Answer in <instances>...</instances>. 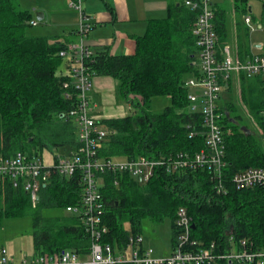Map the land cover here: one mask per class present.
Masks as SVG:
<instances>
[{
    "label": "trees",
    "instance_id": "16d2710c",
    "mask_svg": "<svg viewBox=\"0 0 264 264\" xmlns=\"http://www.w3.org/2000/svg\"><path fill=\"white\" fill-rule=\"evenodd\" d=\"M241 3L237 2V7H244L249 15ZM198 15L199 9L187 6L186 0H168L166 17L149 22L146 33L136 38L134 53L117 55L107 46L92 49L93 56L86 63L93 78L110 76L117 80L121 97L133 108L125 117L103 120L109 134L100 150L101 156L125 160L139 155L195 154L205 148L203 116L191 110L187 86L189 78L199 75L196 62L200 48L193 34ZM32 21L30 11L23 10L19 0H0V156L23 151L34 157L36 132L51 123H61L53 134L56 140L71 146L76 142L74 124L63 119L75 101L65 97L64 83L72 79L71 65L69 58L60 55L69 41L32 33ZM214 25L217 50L221 53L226 46L227 31L223 16H217L216 11ZM260 80L249 78L250 85L242 88L241 96L264 137V90L260 88ZM157 98L169 101L158 114L151 111ZM225 109L221 106V111ZM237 119L225 116L221 121L227 162L224 178L228 181L241 170L264 167L259 141L246 127L239 128ZM192 133L196 135L191 136ZM212 175L207 169L186 168L176 173L161 172L144 184L128 174L106 173L101 192L109 233L104 241L112 245L125 243L131 231L142 233L146 221L163 223L169 218L174 243L176 212L185 207L196 226L193 237L204 246L215 242L220 250H225L229 237L234 236L236 242L248 238L258 249H264V190L230 188L228 194H218ZM79 199L76 177L53 178L41 190L35 209L28 192L6 182L0 187V225L7 218L30 216L34 256L64 250L86 256L90 253L91 236L81 219L66 210ZM50 209L64 210L67 214L43 215L44 210Z\"/></svg>",
    "mask_w": 264,
    "mask_h": 264
},
{
    "label": "built area",
    "instance_id": "2783aa9c",
    "mask_svg": "<svg viewBox=\"0 0 264 264\" xmlns=\"http://www.w3.org/2000/svg\"><path fill=\"white\" fill-rule=\"evenodd\" d=\"M186 5L194 10L199 9L193 26V34L200 48L196 62L199 75L189 78L187 86L190 89L188 100L191 110L203 116L205 148L195 154L139 155L125 160L101 156L100 150L109 131L95 113L97 106L91 95L93 76L86 63L93 56V50L85 39L93 30L95 20L84 10L83 0H72L70 6L79 13V24L75 31L78 41L67 42L60 55L70 59L72 79L64 83V89L65 97L75 101L63 119L75 126V145L65 154L53 155L50 164L42 156L32 157L23 151L12 156H0V187L9 182L15 189L25 190L30 194L33 206L37 207L41 190L51 184L53 178H78L79 202L66 210L81 219L85 231L91 236L90 253L81 256L74 251L64 250L52 255L17 259L8 249L2 248L0 264H221L224 261L264 264V249H258L256 243L248 238L236 242L234 236H230L225 250H220L215 242L204 246L203 242L193 237V219L185 207L176 212V241L169 257H156L154 250L146 246L142 233H130L122 244L112 245L104 241L109 228L104 221L105 201L101 188L105 182L104 175L108 172L128 174L148 184L161 172L176 173L186 168H201L213 174L218 194H228L230 188L264 190V167L241 170L229 181L224 178L227 162L225 131L221 124L226 116L221 111L223 92L237 75L264 79V53L242 59L229 46L219 53L213 0H186ZM244 22L250 28L252 17L245 15ZM32 25H38V21L33 20ZM194 135L192 133L191 136Z\"/></svg>",
    "mask_w": 264,
    "mask_h": 264
},
{
    "label": "rangeland",
    "instance_id": "374dc122",
    "mask_svg": "<svg viewBox=\"0 0 264 264\" xmlns=\"http://www.w3.org/2000/svg\"><path fill=\"white\" fill-rule=\"evenodd\" d=\"M19 1L20 7L23 10L30 11L33 20H37V13H45V19L40 22L38 21V25L32 27V33L41 34L44 33V31H54L53 33H55L58 30H63V27L71 26L76 23V18H74L76 11L71 6L68 8L69 0H64L65 5L62 4V6L57 4L54 0ZM249 5L252 7V13L250 15H253L257 21H260L262 19L264 4L260 0H250ZM256 28V24L253 21L249 29L251 32V38L259 40L263 34H261V31ZM63 70L66 71L67 68L65 69L64 67ZM100 79L103 80V84L101 83V85L98 86L96 81H101ZM261 79L260 88L264 90V79ZM249 85V78H244L238 75L235 76L230 84V88L223 92L221 106L226 108V111H224L227 119L234 120L238 118V127L241 129L242 127H246L249 130V133L257 138L264 152L263 131L257 125L252 113L249 111L248 106L241 96L242 88L248 87ZM92 92L100 93L102 99L101 110L105 114L108 113L120 116L133 112V108H131V106L120 95L118 81L112 77H94ZM168 104L169 101L166 98L154 99L151 105V111L156 114L161 113ZM57 124L61 123H51L42 131L36 132L38 143L34 147L35 155L42 156L47 164L52 162L53 155H61L67 153L71 149V145L64 144L61 141L59 142V140L54 138L53 134L60 129ZM232 131L233 129H230L229 133L233 134ZM40 140L43 141V144H40ZM35 208L36 207L32 204V209ZM60 214L66 215L67 213L64 210L56 209L43 211V215L45 216ZM127 229H129V227H127ZM131 233L133 232L131 231ZM142 235L145 239L146 246L154 250V255L156 257L165 258L171 255L170 250H172L173 226L169 218H166L163 223H156L152 220L146 221L143 225ZM3 247L8 249L10 254L15 258H22L24 256L31 257L33 255L34 241L32 217L25 216L3 220L0 225V250Z\"/></svg>",
    "mask_w": 264,
    "mask_h": 264
},
{
    "label": "crops",
    "instance_id": "0c3cea01",
    "mask_svg": "<svg viewBox=\"0 0 264 264\" xmlns=\"http://www.w3.org/2000/svg\"><path fill=\"white\" fill-rule=\"evenodd\" d=\"M54 1L60 6L62 4L65 5L64 0ZM71 1L69 0L68 2V8H70ZM241 1L213 0V5L216 15H222L226 24V46H229L232 52L240 58L246 59L255 53H264V10L262 19L257 21L253 15H250L252 13V7L249 5L250 0H245V3H241ZM260 1L264 4V0ZM237 2L245 5L247 12L256 24V29L260 30V33L263 34L259 40L251 38V32L244 22V17L247 15L245 8L237 7ZM83 8L95 20L92 32L86 37L87 45L93 50L96 47L107 46L114 54L127 55L135 52L136 38L146 33L151 20L166 17L168 0H83ZM74 18H76V23L63 27V30H58L55 33H53L54 31H44L42 34L60 37L69 42L78 41V37L75 34L79 24V13L77 11ZM102 81H96V84L99 86ZM91 95L97 106L95 113L102 121L111 118H121L127 115L115 116L108 113L105 114L101 110L102 99L100 93L92 92ZM173 248L174 243H172L171 253L173 252ZM34 254L35 249L32 256Z\"/></svg>",
    "mask_w": 264,
    "mask_h": 264
},
{
    "label": "water",
    "instance_id": "95a60500",
    "mask_svg": "<svg viewBox=\"0 0 264 264\" xmlns=\"http://www.w3.org/2000/svg\"><path fill=\"white\" fill-rule=\"evenodd\" d=\"M43 20H44V12L37 13V21L40 22V21H43ZM243 129H245V128H243ZM195 227H196L195 224H193L192 228L195 229Z\"/></svg>",
    "mask_w": 264,
    "mask_h": 264
}]
</instances>
